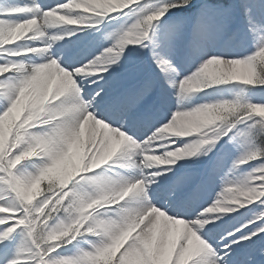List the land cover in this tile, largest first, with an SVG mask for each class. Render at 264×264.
Returning a JSON list of instances; mask_svg holds the SVG:
<instances>
[{"label": "snow or ice", "instance_id": "obj_1", "mask_svg": "<svg viewBox=\"0 0 264 264\" xmlns=\"http://www.w3.org/2000/svg\"><path fill=\"white\" fill-rule=\"evenodd\" d=\"M0 264H264V3L0 0Z\"/></svg>", "mask_w": 264, "mask_h": 264}, {"label": "bare ground", "instance_id": "obj_2", "mask_svg": "<svg viewBox=\"0 0 264 264\" xmlns=\"http://www.w3.org/2000/svg\"><path fill=\"white\" fill-rule=\"evenodd\" d=\"M19 2L23 3V2H25V0H19ZM79 35H83V33H80ZM111 43H112L111 41L108 42V44H111ZM87 48L89 50L94 49L95 48V44L94 43H89L87 45ZM96 54L99 55L100 53L97 52ZM140 59L141 58L138 57V56H133L131 61H130V63H137V62H139ZM174 92H175V90H172L173 94L171 95V102L169 104V107H171L173 109V111L175 110V95H174ZM193 159H195V158H193ZM181 163H183V161ZM218 191H219V186H216L214 191H210L209 192V196H214L215 193L218 192Z\"/></svg>", "mask_w": 264, "mask_h": 264}, {"label": "rangeland", "instance_id": "obj_3", "mask_svg": "<svg viewBox=\"0 0 264 264\" xmlns=\"http://www.w3.org/2000/svg\"><path fill=\"white\" fill-rule=\"evenodd\" d=\"M257 3L259 4V3H264V0H257ZM210 51H213V49H210ZM207 91H211V89H208ZM201 103L203 102V101H200Z\"/></svg>", "mask_w": 264, "mask_h": 264}]
</instances>
